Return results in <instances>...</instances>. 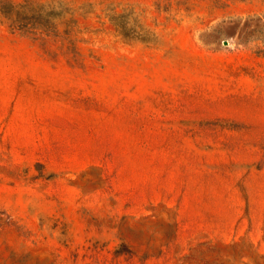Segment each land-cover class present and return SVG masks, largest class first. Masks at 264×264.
<instances>
[{
    "label": "rangeland",
    "instance_id": "1",
    "mask_svg": "<svg viewBox=\"0 0 264 264\" xmlns=\"http://www.w3.org/2000/svg\"><path fill=\"white\" fill-rule=\"evenodd\" d=\"M0 264H264V0H0Z\"/></svg>",
    "mask_w": 264,
    "mask_h": 264
},
{
    "label": "crops",
    "instance_id": "2",
    "mask_svg": "<svg viewBox=\"0 0 264 264\" xmlns=\"http://www.w3.org/2000/svg\"><path fill=\"white\" fill-rule=\"evenodd\" d=\"M165 156H169V154L168 153H165L164 151H163V149H161V151H159V152H156V153H151V160L152 161H162V160H164L165 159ZM173 156H175V155H173ZM177 156V158H179V156L178 155H176ZM175 156V157H176ZM152 173H155V174H165L167 171H166V169L165 168H161V169H158V168H152Z\"/></svg>",
    "mask_w": 264,
    "mask_h": 264
}]
</instances>
